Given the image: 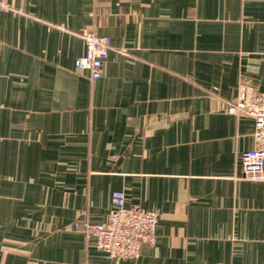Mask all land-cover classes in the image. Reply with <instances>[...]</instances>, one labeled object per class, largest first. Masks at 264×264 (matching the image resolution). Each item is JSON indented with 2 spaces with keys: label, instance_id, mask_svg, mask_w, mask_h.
<instances>
[{
  "label": "crops",
  "instance_id": "obj_1",
  "mask_svg": "<svg viewBox=\"0 0 264 264\" xmlns=\"http://www.w3.org/2000/svg\"><path fill=\"white\" fill-rule=\"evenodd\" d=\"M0 8V264H264V181L242 175L264 90V0H8ZM112 48L92 78L78 33ZM158 216L113 258L77 221L113 192Z\"/></svg>",
  "mask_w": 264,
  "mask_h": 264
},
{
  "label": "built area",
  "instance_id": "obj_2",
  "mask_svg": "<svg viewBox=\"0 0 264 264\" xmlns=\"http://www.w3.org/2000/svg\"><path fill=\"white\" fill-rule=\"evenodd\" d=\"M0 8L10 9L8 0H0ZM78 35L84 42V52L76 58L75 67L89 71L92 78H98L112 48L111 40L93 29H84ZM228 110L253 117L254 146L241 153L242 175L264 181V90H254L246 103H230ZM113 198L114 206L104 222L77 221L75 226L86 236H93L96 247L111 257L136 258L143 245L155 244L158 216L152 210L126 205L124 193L120 190L113 192Z\"/></svg>",
  "mask_w": 264,
  "mask_h": 264
}]
</instances>
